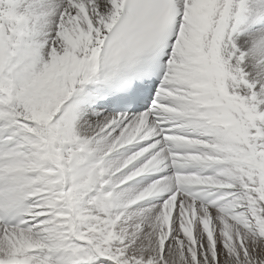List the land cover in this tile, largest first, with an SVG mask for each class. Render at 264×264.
Listing matches in <instances>:
<instances>
[{
	"label": "snow or ice",
	"instance_id": "1",
	"mask_svg": "<svg viewBox=\"0 0 264 264\" xmlns=\"http://www.w3.org/2000/svg\"><path fill=\"white\" fill-rule=\"evenodd\" d=\"M0 264H264V0H0Z\"/></svg>",
	"mask_w": 264,
	"mask_h": 264
}]
</instances>
